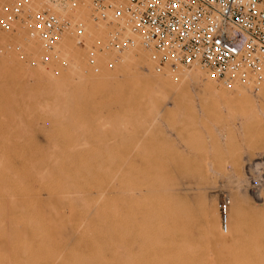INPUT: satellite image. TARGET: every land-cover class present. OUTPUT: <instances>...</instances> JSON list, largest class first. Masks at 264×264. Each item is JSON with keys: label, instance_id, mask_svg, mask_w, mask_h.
<instances>
[{"label": "rangeland", "instance_id": "374dc122", "mask_svg": "<svg viewBox=\"0 0 264 264\" xmlns=\"http://www.w3.org/2000/svg\"><path fill=\"white\" fill-rule=\"evenodd\" d=\"M8 2L0 0V16ZM90 2L80 13L81 0L69 2L65 13L87 20L86 28L81 43L64 31L56 59L30 35L28 20L0 28V264H264V79L224 83L198 65L157 73L139 46L104 48L109 28L89 20ZM128 51L144 59L123 60ZM196 69L227 94L211 98L196 78L183 77ZM169 91L178 93L175 108L168 103L154 120L152 102L163 106ZM172 158L173 169L183 163L173 178L190 197L185 207L195 202L196 213L186 208L190 223L183 215L150 219L158 209L154 178L161 159ZM199 203H214L216 220ZM156 221L165 234H185V244L170 231L163 237Z\"/></svg>", "mask_w": 264, "mask_h": 264}, {"label": "built area", "instance_id": "2783aa9c", "mask_svg": "<svg viewBox=\"0 0 264 264\" xmlns=\"http://www.w3.org/2000/svg\"><path fill=\"white\" fill-rule=\"evenodd\" d=\"M8 1L1 29L28 20L30 35L54 59L65 30L72 29L81 43L87 20L65 13L73 0H42L59 13L43 5L32 10L33 0ZM89 10V20L109 28L105 49L121 52L139 46L157 73L198 65L224 83L264 79V0H91ZM40 58L48 60L47 55ZM220 209L226 215V201Z\"/></svg>", "mask_w": 264, "mask_h": 264}, {"label": "bare ground", "instance_id": "6f19581e", "mask_svg": "<svg viewBox=\"0 0 264 264\" xmlns=\"http://www.w3.org/2000/svg\"><path fill=\"white\" fill-rule=\"evenodd\" d=\"M90 0H81V4H83V5H80V6H77V7H75V9H76V11H78L79 12V9L81 10V9H84L85 7H86V5H87V3L89 2ZM40 3H42V2H40V1H36V0H34V1H31L30 3H29V5H31L32 6V8L31 9H35L36 7H34V6H36V5H38L39 4V7L41 6L40 5ZM70 6V5H69ZM48 7H50V6H48ZM51 8V7H50ZM37 9V8H36ZM78 9V10H77ZM82 11V10H81ZM59 12V11H58ZM80 13V12H79ZM85 17V16H84ZM87 33H88V31H87ZM135 47H137V46H135ZM134 47V48H135ZM129 52V51H128ZM127 52V53H128ZM144 56H142V55H137V57H135L131 52H129L128 54H126L125 56H124V58H123V60H130V61H134V62H139L140 63V61H142V59H144L143 58ZM193 66V65H192ZM151 68V67H150ZM192 68V67H191ZM187 70V69H186ZM196 70H198V69H196ZM178 72H181L180 70H178ZM183 72V71H182ZM208 74H206V73H203V72H200L199 70L198 71H185L184 72V74H183V77H188V76H190V77H193V78H196V83L198 82V83H200L201 85H203V87L205 86L206 88H207V90H206V94H208L209 96H211V98H213L212 96H216V97H220V96H223V95H226L227 93L225 92V91H221V92H216L215 91V89H214V85H213V80L214 79H211V77H210V75H209V72H207ZM262 85H264V84H262ZM204 87V88H205ZM203 88V89H204ZM226 90V89H225ZM173 91H175V90H173ZM173 91H169V93H170V95H169V97L168 98H170L169 100H171V101H169L168 99V101H167V103H164L163 104V106H160V105H158V102H157V100L155 99V101H153L152 102V105H151V115H152V113H153V115L152 116H154V117H152V118H154V120H158L157 118H159L158 116H161L163 113H165L164 111H165V108H166V105H168V103L169 104H171V105H174L176 102V100L174 101V98H175V96H176V94H178V93H175V92H173ZM201 91V90H200ZM199 91V92H200ZM197 92V91H196ZM199 92H197V93H199ZM202 92V91H201ZM194 94V93H193ZM200 94V93H199ZM202 94V93H201ZM200 94V95H201ZM160 95V94H159ZM198 95V94H197ZM200 95L198 96V97H200ZM203 95L205 96V91L203 92ZM161 96H163L164 97V95L161 93ZM195 96H196V93H195ZM162 97V98H163ZM178 97V96H177ZM176 97V98H177ZM180 97V96H179ZM197 97V98H198ZM202 97V96H201ZM165 99L167 98V97H164ZM175 98V99H176ZM165 99H164V101H165ZM188 99V98H187ZM181 100V99H180ZM197 100V99H196ZM204 100V99H203ZM205 100H207V99H205ZM178 101V100H177ZM166 102V101H165ZM178 103V102H177ZM174 108H175V105H174ZM170 117V116H169ZM163 119V118H162ZM161 119V120H162ZM165 119V118H164ZM152 120V119H151ZM152 123H154V122H152ZM166 123V122H165ZM155 124H157V122L155 121ZM152 125V124H151ZM157 126H158V124H157ZM165 127V126H164ZM185 127V126H184ZM156 128V127H155ZM159 128V127H158ZM158 130V129H157ZM174 131H176L175 129H173ZM179 131V130H178ZM178 131H177V134H178ZM176 133V132H175ZM156 134V133H155ZM180 134V133H179ZM178 134V135H179ZM165 135V134H164ZM178 135L176 136V134H175V136L176 137H178ZM155 136V135H154ZM157 136V135H156ZM180 136V135H179ZM174 137V136H173ZM181 138V137H180ZM176 140V139H175ZM167 141V140H166ZM186 142V141H185ZM184 142V143H185ZM155 143H157V141H155ZM171 143V142H170ZM175 144V143H174ZM155 145V144H154ZM186 145V144H185ZM188 145H189V143H188ZM170 146H172L171 144H170ZM182 146V145H181ZM155 147V146H154ZM153 147V149H155ZM157 147V146H156ZM166 148H167V150H168V148L169 147H167L166 146ZM172 148V147H171ZM158 149V148H157ZM188 149H190V148H188ZM170 150V149H169ZM180 150V149H179ZM192 150V149H191ZM156 151V150H155ZM151 152V151H150ZM159 152V151H158ZM163 152V151H162ZM156 154H157V151L155 152ZM164 153H166V151L164 150V152H163V154H162V157H165L164 156ZM168 153V152H167ZM177 153H178V151H177ZM177 153H176V155H177ZM188 153V152H187ZM191 153V152H190ZM155 154V158H157V156L159 155H156ZM180 153H178V155H179ZM169 155H171L170 153H169ZM174 155V154H173ZM177 155V156H178ZM181 155H183V154H181ZM185 155V154H184ZM184 155L182 156V157H184ZM186 156V155H185ZM153 157V156H152ZM192 157V156H191ZM159 158V157H158ZM166 158H168V155H167V157H165L164 159H166ZM173 158H175V156H173ZM167 159V160H164V159H161V166H162V173H161V175L160 176H158L157 178H154V179H156V181H155V184H154V181L152 182L153 184H154V186H153V191H150V193H154L155 194V196H156V198H158V201H156V206H158V212H157V210H156V213L154 212V214H153V211L151 212L153 215H152V217L150 216V219L151 218H157L156 220L158 221V220H163V222L167 219H169V218H181V216L183 215V218H187L190 214H189V212L188 211H186L187 209L189 210V208L190 209H193L192 210V212L193 211H195L194 210V208H191V207H189L190 206V204L187 206V207H185L186 206V204L184 205V203H189V198H185L184 197V194H182L183 193V190H182V193H181V191H179V189L176 187V182H178V181H175L176 180V178H175V180H174V174H173V170L175 169L176 170V172H178L177 170L180 168V165L181 164H183V163H181V161H180V165L179 164H177V165H179V167H178V169L175 167L174 169L172 168V166H170L169 164H167V162H168V160H169V163L173 160H175V159ZM189 158V157H188ZM178 160H180L179 159V157L177 158ZM181 159H183V158H181ZM185 159H187V157H185ZM184 159V160H185ZM190 159V158H189ZM192 159V158H191ZM190 159V161H193V160H191ZM152 160V158L150 159V161ZM201 160V159H200ZM204 160V159H203ZM155 161V160H154ZM195 161V160H194ZM205 161V160H204ZM175 162V161H174ZM150 163V162H149ZM153 163V162H152ZM172 163V162H171ZM170 163V164H171ZM179 163V162H178ZM184 163H186V162H184ZM190 164H192L191 162H190ZM186 165V164H185ZM187 165H188V163H187ZM151 167H155V166H151ZM189 168H191V167H189ZM155 169V168H154ZM153 170V169H152ZM179 172L181 173V171L179 170ZM206 172V171H205ZM159 173V174H160ZM183 174H184V172H182ZM207 174H208V172H206ZM210 173V172H209ZM152 174V173H151ZM177 174V173H176ZM183 174H182V176H183ZM197 175V173L195 172L194 173V175ZM201 174V173H200ZM181 175V174H180ZM195 175V176H196ZM199 175V174H198ZM178 176V175H177ZM185 176V175H184ZM202 176L204 177V175L202 174ZM206 176V175H205ZM212 176H213V173H212ZM179 177V176H178ZM190 177V176H189ZM199 177V176H198ZM184 178H186V177H183V179ZM190 178H192V176L190 177ZM180 179H182V178H180ZM189 179V178H188ZM187 179V180H188ZM198 179V178H197ZM153 180V179H152ZM201 180V179H200ZM185 181V180H184ZM188 181H190V180H188ZM193 181H194V179H193ZM197 181V180H196ZM203 182V184H201V185H204V180H202ZM151 182V181H150ZM212 182V181H211ZM179 183V182H178ZM183 183V182H182ZM184 183H187L186 181L184 182ZM194 183V182H193ZM192 183V184H193ZM196 183V182H195ZM199 184H200V182H198ZM197 183V184H198ZM206 183H209V182H206ZM152 184V185H153ZM181 184V183H180ZM179 184V185H180ZM188 184H190L189 182H188ZM187 184V185H188ZM151 185V184H150ZM149 185V186H150ZM151 185V186H152ZM181 185H184V184H181ZM181 185H180V188H181ZM195 185V184H194ZM193 185V186H194ZM200 185V186H201ZM214 185V184H213ZM190 186H192V185H190ZM179 187V186H178ZM183 187V186H182ZM196 187V186H195ZM194 187V188H195ZM202 187V186H201ZM204 187V186H203ZM206 187H208L207 185H206ZM212 187V186H211ZM214 187V186H213ZM216 187V186H215ZM183 188H186V186L185 187H183ZM200 188V187H199ZM199 188H197V189H199ZM191 189V188H190ZM193 189V188H192ZM202 189V188H201ZM209 189V188H208ZM181 190V189H180ZM214 190V189H213ZM188 191V189L186 190V191H184V192H187ZM189 191H191V192H189V193H192V190H189ZM196 191V190H195ZM194 191V193H196ZM200 191L201 190H199V193H200ZM208 191V190H207ZM206 191V192H207ZM211 191V190H210ZM204 192H205V190H204ZM199 193H196V194H199ZM202 193V192H201ZM189 195H191V194H189ZM189 195H187V196H189ZM201 195V194H200ZM199 195V196H200ZM209 195V194H208ZM154 195L152 194V196L151 197H153ZM203 196H204V193H203ZM203 196H201V197H203ZM216 196V195H215ZM214 196V197H215ZM63 197V196H62ZM150 197V198H151ZM191 197H193V196H191ZM195 197H198V196H194V199H196ZM212 197V196H211ZM59 198H60V200H61V197H58V205H59V203L61 202V201H63V200H59ZM149 198V200H151ZM185 198V199H184ZM216 198V197H215ZM64 199V198H63ZM155 199V197L153 198V200ZM186 199H188L187 201H185ZM201 198H199V200H200ZM155 200H157V199H155ZM183 200L185 201L184 203H183ZM203 201V200H202ZM201 201V202H202ZM158 202V203H157ZM190 202H192V200H190ZM194 202V201H193ZM193 202H192V204H193ZM198 202V201H197ZM62 203V202H61ZM60 203V204H61ZM153 203H155V202H153L152 201V204ZM195 203V202H194ZM204 203V202H203ZM191 204V205H192ZM198 204V203H197ZM200 204V203H199ZM53 205V204H52ZM57 205V206H58ZM62 205V204H61ZM61 205H59V206H61ZM54 206V205H53ZM57 206H55V207H57ZM194 207H195V204L193 205ZM197 206V205H196ZM200 206H201V209H199L201 212H203L204 214H205V212H207L206 214V217H207V219L209 218H212V220H216V216H217V214H216V207H215V205H214V203H212V204H209V205H204V204H200ZM153 207V206H152ZM58 208V207H57ZM60 208V207H59ZM156 208V207H155ZM187 208V209H186ZM197 208V210H198V208H200V207H196ZM54 209V208H53ZM185 209V210H184ZM55 210V209H54ZM147 210H148V208H147ZM149 210H150V208H149ZM187 212L188 214H183V212ZM190 211V210H189ZM191 212V211H190ZM198 212V211H197ZM150 213V212H149ZM193 213H196V212H193ZM199 213V212H198ZM200 214H202V213H200ZM149 215V214H148ZM188 215V216H187ZM198 216V217H201V216H199V215H196V214H193V216ZM185 216H187V217H185ZM191 216V215H190ZM198 217L196 218V217H194L195 218V220L196 219H198ZM203 217V216H202ZM201 217V218H202ZM148 218V217H147ZM189 218L191 219V217H188V220H189ZM193 218V217H192ZM194 218H193V220H194ZM194 220V221H195ZM198 220H200L201 221V219H198ZM197 220V221H198ZM151 221L152 220H150L149 221V223H151ZM155 221V220H154ZM156 221V226H157V228H159V226L158 225H161V224H159V222H157ZM185 221V220H184ZM187 221V220H186ZM153 222V221H152ZM161 222V221H160ZM189 223H190V220L188 221ZM212 222H214V221H212ZM154 224H155V222H153ZM151 224V227L154 225V224ZM158 223V224H157ZM162 223V222H161ZM182 223H184V222H182ZM182 223H180V224H182ZM196 223V222H195ZM195 223H193V224H195ZM201 223H202V221H201ZM197 224V223H196ZM200 224V223H199ZM203 224V223H202ZM176 225H177V223H176ZM183 225V224H182ZM210 225L212 226V224L211 223H209V225L207 224V227L206 228H209L210 227ZM156 226H155V230L157 229L156 228ZM178 226V225H177ZM189 226H191V225H188V227ZM200 226V225H199ZM167 227H169V225L167 226ZM172 227V226H171ZM182 227H184V225L182 226ZM193 227H195V226H193ZM149 228V227H148ZM179 228V227H178ZM202 228V227H201ZM211 228V227H210ZM214 228V227H213ZM213 228H211L212 230H210V231H213ZM143 229V228H142ZM151 229V228H150ZM153 229V228H152ZM170 229V228H169ZM184 229V228H183ZM132 230V229H131ZM158 230V229H157ZM172 230V229H171ZM171 230H169L170 231V233H172V236L171 235H168L169 234V231H167L166 232V234L164 233V232H161L160 231V228H159V232L163 235V237H165L166 238V236L169 238V236L171 237V238H173V239H175L176 240V242H177V240H179L178 241V243L180 242V244H182L183 245V243H184V238H187V237H185V234L183 235V233L181 234L178 230H176V228H173V230L171 231ZM187 230V229H186ZM196 230H198V229H196ZM203 230V229H202ZM154 231V230H153ZM183 230H181V232H182ZM200 231H201V229H200ZM200 231H198V232H200ZM216 231V230H215ZM214 231V232H215ZM157 233V235H160V233L158 234V232L157 231H154V233ZM192 232V231H191ZM206 232H209V229H207L206 230ZM214 232H213V234H214ZM144 233V232H143ZM201 233V232H200ZM210 233V232H209ZM129 234H130V232H129ZM165 234V235H164ZM210 234H212V232L210 233ZM197 235H199L198 233H197ZM207 236V235H206ZM209 236V235H208ZM208 236H207V238H208ZM211 236V235H210ZM145 237V236H144ZM161 238L162 240L164 239V238ZM151 238H155L154 240H155V243H159L161 240H160V238H157V237H151ZM151 238H148V239H151ZM167 238V239H168ZM206 238V237H205ZM210 238V237H209ZM148 239H144V241L146 242V240H148ZM157 239H159V242H157L156 240ZM191 239V238H190ZM143 240V239H142ZM166 240V239H165ZM168 240H170V239H168ZM167 240V241H168ZM175 240H173V245H174V241ZM187 240V239H186ZM186 240H185V242H186ZM189 240V239H188ZM167 241H165V242H167ZM212 241H214V239H212ZM163 243H164V240L162 241ZM172 242V241H171ZM171 242H167V243H170L169 244V247L170 248H174L173 247V245H171ZM142 243H143V241H142ZM150 243V242H149ZM163 243H161V245L163 244ZM148 244V243H147ZM180 244H177L176 245V247H179V249L180 248H183V247H181L182 245H180ZM185 244V243H184ZM214 244H215V241H214ZM156 245H160V243L159 244H156ZM166 245V243H164L163 244V247ZM178 245H180V246H178ZM175 246V245H174ZM214 246V245H213ZM154 247V246H153ZM165 247H167V245L165 246ZM175 247V248H176ZM185 247V246H184ZM177 249V248H176ZM168 250H169V248H168ZM178 250V249H177ZM170 251V250H169ZM177 252V251H176ZM181 254V253H180ZM183 256V255H182ZM97 257V256H96ZM99 258V257H98ZM94 259H96V258H93L92 260H94ZM179 259V258H178ZM95 261H97V260H95ZM176 261V260H175ZM178 261V260H177ZM93 262V261H92Z\"/></svg>", "mask_w": 264, "mask_h": 264}]
</instances>
